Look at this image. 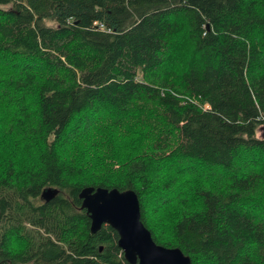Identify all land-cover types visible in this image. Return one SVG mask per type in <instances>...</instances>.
I'll return each mask as SVG.
<instances>
[{"label": "trees", "instance_id": "1", "mask_svg": "<svg viewBox=\"0 0 264 264\" xmlns=\"http://www.w3.org/2000/svg\"><path fill=\"white\" fill-rule=\"evenodd\" d=\"M87 186L189 264H264V0H0V264H129Z\"/></svg>", "mask_w": 264, "mask_h": 264}, {"label": "water", "instance_id": "2", "mask_svg": "<svg viewBox=\"0 0 264 264\" xmlns=\"http://www.w3.org/2000/svg\"><path fill=\"white\" fill-rule=\"evenodd\" d=\"M55 191L46 188L40 197L46 201ZM78 197L89 218V231H96L102 224L110 226L129 264H189V257L177 247H164L152 240L140 221L138 199L132 190L87 186L80 189Z\"/></svg>", "mask_w": 264, "mask_h": 264}, {"label": "rangeland", "instance_id": "3", "mask_svg": "<svg viewBox=\"0 0 264 264\" xmlns=\"http://www.w3.org/2000/svg\"><path fill=\"white\" fill-rule=\"evenodd\" d=\"M47 23H50L49 21H46ZM54 25V24H53ZM262 130H258V135L261 133Z\"/></svg>", "mask_w": 264, "mask_h": 264}]
</instances>
